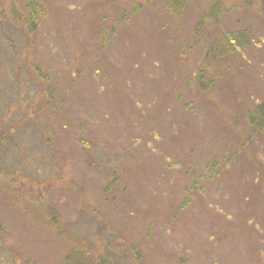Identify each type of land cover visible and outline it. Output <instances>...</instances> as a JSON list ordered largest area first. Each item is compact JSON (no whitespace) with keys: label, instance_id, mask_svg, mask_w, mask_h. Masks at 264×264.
Returning a JSON list of instances; mask_svg holds the SVG:
<instances>
[{"label":"rangeland","instance_id":"rangeland-1","mask_svg":"<svg viewBox=\"0 0 264 264\" xmlns=\"http://www.w3.org/2000/svg\"><path fill=\"white\" fill-rule=\"evenodd\" d=\"M174 1L0 0V264H264V0Z\"/></svg>","mask_w":264,"mask_h":264},{"label":"trees","instance_id":"trees-1","mask_svg":"<svg viewBox=\"0 0 264 264\" xmlns=\"http://www.w3.org/2000/svg\"><path fill=\"white\" fill-rule=\"evenodd\" d=\"M179 1H181V3L183 4L184 3V1L185 0H175L174 2H172V5H177V3H179ZM213 13V12H212ZM212 13L210 14V15H212ZM224 47H225V44L222 46V48L224 49ZM259 125V124H258ZM130 250V249H129ZM132 251V250H131ZM133 252V251H132ZM133 254H134V252H133ZM134 255H136V254H134ZM103 264V263H102Z\"/></svg>","mask_w":264,"mask_h":264}]
</instances>
